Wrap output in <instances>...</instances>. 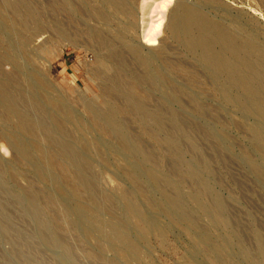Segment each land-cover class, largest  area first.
<instances>
[{
	"label": "rangeland",
	"instance_id": "obj_1",
	"mask_svg": "<svg viewBox=\"0 0 264 264\" xmlns=\"http://www.w3.org/2000/svg\"><path fill=\"white\" fill-rule=\"evenodd\" d=\"M0 264H264V0H0Z\"/></svg>",
	"mask_w": 264,
	"mask_h": 264
},
{
	"label": "bare ground",
	"instance_id": "obj_2",
	"mask_svg": "<svg viewBox=\"0 0 264 264\" xmlns=\"http://www.w3.org/2000/svg\"><path fill=\"white\" fill-rule=\"evenodd\" d=\"M117 2V1H116ZM191 20V22L189 23L190 25H191V23L193 24L194 23V18L193 17H191L190 18ZM199 23V22H198ZM200 24V23H199ZM160 26H161V23H159V24H157L153 29H151V32L153 33V32H155L156 30H158L159 28H160ZM202 26H203V24H202ZM151 33V35H149V36H147V37H145V38H147V41L148 42H155L156 41V36L155 35H153ZM220 34V33H219ZM218 37V36H217ZM219 39H221V40H224V38L223 37H218ZM107 41V40H106ZM227 41V40H226ZM107 43V42H106ZM208 43V42H207ZM104 48V47H103ZM109 49H110V47H109ZM212 59L213 58H211V61L210 62H213L212 61ZM214 61H215V59H214ZM122 69V68H121ZM2 92H4V91H2Z\"/></svg>",
	"mask_w": 264,
	"mask_h": 264
}]
</instances>
